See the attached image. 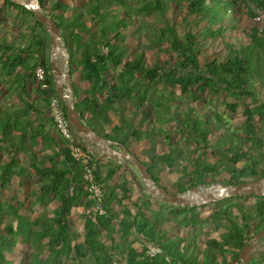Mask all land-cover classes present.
<instances>
[{
    "label": "trees",
    "instance_id": "1",
    "mask_svg": "<svg viewBox=\"0 0 264 264\" xmlns=\"http://www.w3.org/2000/svg\"><path fill=\"white\" fill-rule=\"evenodd\" d=\"M72 1L73 5L66 0H38L42 11L61 30L60 41L66 49L67 68L73 79L74 109L85 123L104 138L120 142L127 149L130 138L140 141L146 134L153 148L156 136L162 135V126L152 125L151 121L147 130L132 127V115L141 113L145 119L150 114L160 122L162 118H167L170 123L176 122L180 133L190 136L198 146L203 144L207 149L210 138L221 128L229 132L232 128L221 113L212 109L209 112L218 120L213 129L212 117L205 112L202 117L199 103L208 101V94L227 95L236 102L253 98L255 104L247 107L243 114V130L232 133L250 145H231L220 137L212 148L220 156V167L229 166V185L237 186L242 182L236 179L247 175L264 179V164L254 161L253 155V146L264 149V82L260 79L264 76L261 72L264 67V30L256 25L247 28L237 24L241 4L248 7L249 16L253 17L255 13L249 8L250 3L264 11V0H142L138 6H132L128 0ZM173 2L183 26L190 28L205 23L202 37L220 40L224 58L200 61L196 53L198 36L187 30L182 40L177 22L170 23L166 19V13L173 9ZM3 4L23 17L29 15L34 20V29L14 30L16 28L0 23V94L15 92L23 102V106L16 110H6L4 120L0 117V148L8 150L7 161L0 164V188H5L14 176L22 178L35 174L41 180L33 194L36 202H32V206L38 203L45 207L53 202L58 206L51 212L46 209L30 218L24 213L28 208L24 201L11 198L5 203L0 202V264H14L7 255L13 254L18 243L33 250L32 260L24 256L19 264H62L65 259L74 264H240L241 250L255 234L264 230V197L251 194L225 197L214 203L216 208L209 221L200 218L199 207L169 204L173 206L168 210L173 222L189 231L195 230L187 238L172 236L160 227L158 218L154 221L145 214L149 207L146 199L142 203H126L132 194L129 181L109 185L117 168L109 169L107 176L103 177L101 161L94 157L92 164L96 181L104 192V212L96 210V203L83 180L84 167L73 157L53 115L49 120L55 128L54 136L42 123L33 127L34 123L29 118L32 109L51 111L53 98L59 99L67 115L66 103L56 91L50 56L51 35L35 13L23 4L13 0H3ZM140 14L154 15L163 29L154 28L146 20L140 21L137 17ZM239 28L247 42H231L226 38L228 33ZM143 37L158 47L166 59L162 60V56L156 54L154 62L148 64L145 50L130 49ZM163 43H168V47L162 48ZM39 68L44 71L41 80L37 75ZM7 81L10 84L6 87ZM78 81L88 82L89 87L82 89ZM15 83L19 92L14 89ZM33 89L39 91L43 98L41 107L29 101L30 90ZM179 99L187 105L190 102L197 104L185 112L186 118L182 120L178 106L174 104ZM128 103L132 106L130 109ZM149 105L153 113H149ZM226 106L233 113L239 109L235 102H227ZM127 111L131 115L129 118L126 117ZM110 112L119 118L120 125H115ZM86 114L91 117L87 118ZM93 120L98 123L93 124ZM98 125L102 126L104 133L98 130ZM106 129L111 133L105 132ZM15 131L19 134L15 135ZM26 135H29V141H26ZM38 138L56 144V157L44 151L45 156L33 159L31 166L20 165L18 155L29 152L27 147H34ZM26 143L29 145L25 147ZM172 150L174 148L163 161L162 155L153 161L143 160L157 187L179 195L191 188L210 184L207 178L219 174L220 168L215 164L194 159L193 169L189 172L191 177L189 173L180 176V181L175 182L176 191L171 192L155 169L162 165L171 169L176 162L187 165L188 159L175 156ZM60 156L62 161L57 159ZM238 163L241 167L237 166ZM247 196L256 199L255 216L240 202ZM114 204L121 209L117 211ZM130 207L136 212L133 213ZM79 208H83L85 231L81 236L71 238V219ZM6 218L9 219L7 223ZM162 221L166 222L165 215H162ZM221 221L226 222V229L220 238L209 237L202 241L203 230L218 227ZM117 238L123 241L117 243ZM146 243L159 246L161 253L148 257L144 247ZM258 260L264 264V254Z\"/></svg>",
    "mask_w": 264,
    "mask_h": 264
},
{
    "label": "rangeland",
    "instance_id": "2",
    "mask_svg": "<svg viewBox=\"0 0 264 264\" xmlns=\"http://www.w3.org/2000/svg\"><path fill=\"white\" fill-rule=\"evenodd\" d=\"M16 1L17 3H21V1L19 0H13ZM68 3H70L71 5H73V1L72 0H66ZM128 2L132 5V6H138L141 4L142 0H128ZM75 5V4H74ZM173 9L169 10L166 13V19L168 20V22L170 23H174V20L177 22V31L179 34V37L184 40V35L187 32V30L194 32L199 39V44L196 46V53L200 59V61L202 63H204L205 61H211L214 58H224L225 56V52H224V48L223 45L221 43L220 40H216V41H212L211 39H206L203 38V31L205 30V23H200L199 25H196L194 27H185L182 25L181 22V17L177 14V9L174 8L175 7V3L173 2L172 4ZM249 8L255 13V15L253 17L249 16L248 13V7L244 6L241 4V7L238 8V13H240V18L238 21V25L242 26V27H247L250 28L251 26H257L260 29L264 30V11L256 4L254 3H250ZM260 15V16H257ZM29 16V15H28ZM28 16L23 17L19 12L17 13L15 10H13L12 8L6 7L3 4V0H0V23H6L7 27H11L14 30H19L22 29L24 31H33V19H30ZM138 19H140V21L146 20L150 23V25H152L154 28H159V29H163V25L159 24V22H157L156 17L154 15H143L140 14L137 16ZM230 18H228L229 20ZM231 21V20H230ZM48 29V27H46ZM49 31V29H48ZM50 33V32H49ZM244 34L241 33L240 34V28L231 31L230 33L227 34L226 38L229 39L231 42H240V41H244L247 42V40L245 39V36H243ZM151 42L146 38L143 37L142 40L138 43H134L130 46L131 50H145L146 52V60L148 64H152L154 62L155 59V55L156 54H160L162 56V60L166 59V55L163 54L162 52L158 51V47H154V45L150 44ZM58 46H61V41L58 42ZM168 47V43H163L162 44V48H167ZM58 54H57V64L60 67V69L62 70H66L68 69L66 67L67 65V52L65 51V49L63 48L62 50H60V48H58ZM57 49V50H58ZM131 57V55H130ZM261 72L263 73L262 75H264V67H262ZM263 82H264V76H262L260 78ZM10 84L9 81L5 82V86L7 87V85ZM15 91L17 92L19 90V88L17 87L16 83L13 85ZM258 88V87H257ZM7 93V92H6ZM5 91L3 92L1 98L3 99L5 96ZM8 97V96H7ZM208 101H203L201 103H199L200 107L202 106V109L200 110L199 113L202 114V117H204V115L206 114L207 116H211L212 117V128L214 129L216 127V125H218V120L215 118V116L213 115L212 112H209L210 110H214L213 112H219L224 116L225 121L227 122V125H229L232 130L229 132L227 131L225 128H221L215 135H213L210 140L211 142H209L210 145H207V149H205L204 145L202 144L201 146H198L196 144L195 141H193V139L190 136H187L186 134H182L178 131L176 122H169V120L167 118H162V122H160V119L154 117H151V121H152V125H155L157 127L162 126V140H159L160 136H156L155 139V146H153L152 148V142H151V150L154 152L155 148L156 151H158L160 153V155L156 154V153H152V157H149L148 160L149 161H153L154 159H157L158 157H161L162 155V161L164 160L163 158L168 155L171 152V149L174 148V150H172L175 153V156L178 155L181 159H188V163L185 166V164H182L181 162H176L173 168H167L165 166L162 165V167L155 169V172L161 176L162 178V183L171 191L174 192L176 191V186H175V182L176 181H180V176L182 175H186L188 174L190 171H192V163L194 161V159L199 160L200 162H206V163H210V164H215L216 166H218L219 169V174L216 176H210L207 178V182H209L210 184H214L216 186V188H223V187H234L232 185H229L227 183V180L230 178V173H229V166L227 167H220L221 161H220V156L218 157V154L216 152V150H214L213 144L214 142H216L220 137L221 138H225L227 140V143L229 144H234V145H242V146H249L250 143L249 142H245L241 139H239V137L233 136V131H241L240 129L243 130L242 124L244 122V111L247 107L252 106L253 104H255L254 99L253 98H247L244 101H240V102H236L233 98L227 97V95H216V94H208ZM0 98V99H1ZM227 102H235L239 105V109L236 113H233L229 108H227L226 103ZM175 105L178 106V109L180 111V119H184L186 118L185 116V112L188 110H190V108L194 107V103L190 102V104H186L184 100H178L174 102ZM131 106V105H129ZM7 109H13L14 108V98L12 99L11 97L7 99ZM132 107V106H131ZM130 107V108H131ZM148 111L149 113H153V108L149 105L148 106ZM205 112V114L203 115V113ZM163 114V113H162ZM142 115L141 113L138 114V116ZM148 123V122H147ZM143 128L144 125H141L140 123V119L139 118H133L132 121V127L133 128ZM260 127V126H259ZM143 130H145L143 128ZM259 131H261L262 129L259 128ZM261 133V132H260ZM146 134H143V138H145ZM168 136V137H167ZM84 137V138H83ZM82 139L83 141L87 140L88 142H92L88 137L84 136L82 134ZM134 140L136 139H131L129 141L130 144H132L134 142ZM139 141V140H136ZM148 143V142H146ZM154 143V142H153ZM84 145H86L85 143H83ZM145 144V143H144ZM225 146H227L225 144ZM155 147V148H154ZM252 148V146H251ZM254 149V153L253 155H255L254 157V161L258 160L260 162H262L264 164V149L260 150V148H256L253 146ZM162 153V154H161ZM157 155V156H156ZM7 156V152H5L4 150H0V163H2L3 161H5ZM142 158H145V155H141ZM223 159V157H222ZM123 160V159H122ZM195 160V161H196ZM124 161V160H123ZM238 167H241V163L237 164ZM264 166V165H263ZM132 168L134 169V172L137 173V175L139 176V178H141L142 180V176L141 173L139 172V170L136 168V166H132ZM2 174V170L0 169V176ZM189 177H191V174H188ZM214 179V182H211V180ZM258 179L253 178L252 176H242L236 179V181H241L243 182H249V181H255ZM152 181V180H151ZM143 182V180H142ZM22 185L18 182V180L16 179V177H12L7 183L5 188H0V202L1 203H5L7 200L13 198V199H19L22 201H29L31 199H34L32 196V189H34V187L38 186V182L33 179V181L31 180H24V182H21ZM152 184L155 185V183L152 181ZM145 187V186H144ZM24 188V189H23ZM145 189V188H144ZM154 192L156 190H153ZM146 192V191H145ZM152 193V192H151ZM153 194V193H152ZM150 195V194H148ZM154 197H159L157 194H153ZM229 197V196H227ZM225 198V197H224ZM137 199V198H135ZM240 202H242L245 205V208L247 209V211H250L251 213L254 214L256 213V209H255V205H256V199L252 198L250 196H247L245 199H242ZM162 203L164 204V206L166 208H169L171 203L165 202L162 200ZM177 205V204H174ZM57 203L53 202V203H49L47 205H45V207L42 205L39 208H30L26 211H24V213L26 215H29L30 218H34L36 217L38 214H40L41 212H43L44 210H48V211H52L55 207H57ZM196 207L198 208V211L200 213V218L203 219V221H209L210 215L213 211V209L216 208L214 203H209V204H201L198 205ZM166 210H162V213H166ZM83 212V209H82ZM82 212H75V214L73 215L71 221H72V234H71V238H75V237H79L84 233V217ZM52 214V213H51ZM164 215V214H162ZM257 217V216H256ZM172 217H168V222L169 224L167 225L166 222H161V226L163 227V229H165L166 231H168L172 236H176L179 235L183 238H187L188 235L190 233L195 232V230H191L189 231L188 229L184 228V227H180L179 225H173L172 222ZM9 221L8 218L5 219V222L7 223ZM222 223H220V225L218 227H208L206 229L203 230L202 233V241H205L207 238L209 237H213V238H220V235L225 231V227H226V222L225 221H221ZM14 225H16V223L14 222ZM119 240V238H118ZM123 241V240H121ZM117 242V240H116ZM198 244L204 246L203 243L198 242ZM32 247L30 248L29 246H25L22 245L21 243L16 244L15 248H14V252L13 254H8V258L12 259V261L14 262V264H19L21 262V260L23 259L24 256H28V260H32L33 258V250H31ZM47 257V256H46ZM62 264H74L71 262V260H67L65 259L64 262ZM115 264H121V263H116ZM251 264H263L262 262L259 263L258 258H254L251 262Z\"/></svg>",
    "mask_w": 264,
    "mask_h": 264
},
{
    "label": "crops",
    "instance_id": "3",
    "mask_svg": "<svg viewBox=\"0 0 264 264\" xmlns=\"http://www.w3.org/2000/svg\"><path fill=\"white\" fill-rule=\"evenodd\" d=\"M19 72L22 73V70H20ZM55 80H56V77H55ZM78 84L84 90L89 87V83L88 82H80V81H78ZM6 92L7 91H5V93ZM17 92H19V90ZM2 94L3 93L0 94V98H1ZM7 96L9 98L11 97L12 99L14 98V108L13 109L16 110V109H18V108L23 106V102L19 98L18 94H15V92H11V93L7 92L5 94V96H4V98L0 99V117H1V120L5 119L6 110H11L10 107H9V109H7L8 107H6L7 106V99H8ZM29 101L33 102L35 104V106L41 107L43 98H41V94L39 93V91H37L36 89H33V90H30ZM127 107H128V109H130L131 106H129V103L127 104ZM29 114H30L29 115L30 120L34 123L33 127H38V125H40L42 123V124L45 125L46 131H50V133H52V135L55 134V128L50 124V120H49L50 117L52 116L50 110H47V109L43 108L42 111L38 112V110L36 108L35 110L34 109L30 110ZM110 116H111V119L113 120V122L115 123V125H117V126L120 125L119 118H117V116H115L113 112H110ZM130 116L131 115H129L128 111H127V116L126 117L129 118ZM143 116L144 115H140V116L132 115V121H133V118H139L141 125H144L143 128L145 130H147V128L150 126V123H151V115L150 114L147 115L145 119L143 118ZM86 117L90 118L91 115L90 114H86ZM92 123L93 124H97L98 121L93 120ZM85 124L88 125L87 123H85ZM89 127H91V126H89ZM97 128H98V130L100 132L104 133V130H103L101 125H98ZM143 128H141V129H143ZM105 132H107V133L110 132L111 133L110 129H106ZM14 134L18 135L19 131H15ZM112 134L114 135V133H112ZM98 135H100V134H98ZM119 135H121V134L119 133ZM158 136H160V137H158V138H160L159 140H162V135H158ZM131 139H134V138H130L128 140V149L123 144H121L120 142H114V141L111 140L113 142L112 147L114 149L121 150L120 146L123 145L128 151H130L138 159H140L142 161L144 159L148 160V158L150 157V151L153 152L151 150V148H150L151 147V141L145 136V138L142 137V139L140 141L134 140V142L132 144H130L129 141ZM26 141H29V135L26 137ZM146 142H148V143H146ZM84 143L86 144L87 147H89L90 149L95 151L96 158L101 161L99 163V165H101L100 172H101L103 177L107 176V173H108L109 169L117 168L112 180L109 181V185H111V186L117 185L118 183H121L123 180H128L129 181L128 187L131 188L132 194H131V200H127L126 201L127 204L132 202V201L142 203V201L144 199H146L148 204H149V207L145 210V214L151 220H154V221H156V218H158V222H159V225H160L161 228H162V226H161L162 214H164L165 218H166V224L167 225L169 224L168 217H171V216L168 215V210L171 209V207H173V206H170L169 208H166L164 206V204L162 203V199L154 197L153 194L148 189H146V187H144L145 186L144 182H142L143 179L141 180V178H139L137 173L134 172V169L132 168L133 165L128 164L127 162L123 161L121 158H112V157L104 158V156L106 155V151L103 149L102 146L97 145V144H95L93 142H88L87 140L86 141L84 140ZM26 144H25V147L29 145L28 143H26ZM0 150H4L5 152L8 151L5 148H3V149L0 148ZM26 150H28L29 152H21L18 155V157H19L20 165H22V166L24 165V166H28L29 167V166H31L34 163L33 159L39 160L42 157L41 155H43L44 151H46L49 155L53 156L54 155V150L58 151V148H57L56 144L53 143V141H51V140L47 141L46 140V142H44L41 138H38V140L36 141L35 146L34 147L33 146H30V147L28 146ZM153 153H156V154L160 155V153L158 151H156V148H155ZM142 154L145 155V158H142V156H141ZM31 155L34 156L35 158L31 157ZM43 156H45V155H43ZM53 157H56V155H54ZM7 159H8V152H7V156H6L5 161H3L0 164H3L4 162H6ZM57 159L59 161H62L63 157L60 156ZM160 178H161V176H160ZM16 179L18 180V182L21 185H22L21 182H24V180L33 181V179H35L38 182V184H39V182L41 180L35 174H33L32 176H24L22 178L16 177ZM161 181H162V178H161ZM37 189H38V186H36V187H34V189H32V195L35 194ZM116 191L119 192V190H116ZM148 194H150V195H148ZM32 197L34 198V196H32ZM135 198H137V199H135ZM20 201H22V200H20ZM24 202L28 206V208L26 209V211H27L29 209V207L32 208L34 206V205L32 206V202H36V198L31 199L30 202L29 201H24ZM40 206H42V205L36 203V205L33 208H39ZM114 207H115V209L117 211H119L121 209L117 204H114ZM130 208L132 209V207H130ZM82 209L83 208H79L77 210V212H82ZM163 209L166 210L165 211L166 213H162ZM131 211L133 213H135L136 209H132ZM74 214H75V212H74ZM172 222H173V220H172ZM173 225H177V224L175 222H173ZM116 240H117V243L121 242V239L118 240V238H117ZM230 261H231V263H236L235 261H232V260H230Z\"/></svg>",
    "mask_w": 264,
    "mask_h": 264
},
{
    "label": "water",
    "instance_id": "4",
    "mask_svg": "<svg viewBox=\"0 0 264 264\" xmlns=\"http://www.w3.org/2000/svg\"><path fill=\"white\" fill-rule=\"evenodd\" d=\"M22 4L34 12L36 18L46 27H48L51 39L52 47L50 51L51 66L53 73L56 77V91L61 100L66 103L67 117L77 133L83 134L88 137L93 143L100 145L106 151L104 158H121L128 164L136 166L141 173L144 185L153 194H157L160 199L171 204L182 205L186 207L198 206L201 204L216 203L227 196H239L255 195L257 197H264V179H258L255 181L243 182L237 186L223 187L220 189L217 196L207 195L202 196L199 199H189L185 195H174L168 192L164 188H159L152 184L151 173L148 170L147 165L142 160L138 159L130 151H128L123 145L121 150L114 149L112 147L113 142L98 135L91 127L86 125L80 117V114L74 109V95H73V79L72 75L68 71L60 69L57 64L55 51L58 49V40L61 38V30L57 23L45 14L40 8L38 0H19ZM153 190H156L155 192ZM196 191V188H191L189 192ZM264 230L255 234L244 246L240 252V264H250L254 258H260L264 254Z\"/></svg>",
    "mask_w": 264,
    "mask_h": 264
},
{
    "label": "built area",
    "instance_id": "5",
    "mask_svg": "<svg viewBox=\"0 0 264 264\" xmlns=\"http://www.w3.org/2000/svg\"><path fill=\"white\" fill-rule=\"evenodd\" d=\"M59 41L60 39L58 40V42ZM58 48L62 50L64 48L63 44L61 43V46H58ZM64 71H68V69ZM37 75L40 80L43 79L44 71L41 68H39L37 70ZM50 107H51V114L54 117L56 127L59 133L63 136L64 139L67 140L73 157L77 161L81 162L84 167L83 180L91 196V199L96 203L95 208L100 213H103L104 192L101 190L100 186L96 181V176L94 173L95 166L94 164H92V159L96 157V153L94 150L90 149L89 147L83 144L84 141L82 139V134L77 133L76 130L73 128L67 115L64 113V111L61 108L59 99L53 98ZM196 189H197L196 191L195 190L192 192L187 191L179 195H183V196L185 195L189 199H199L203 195L217 196L221 187L217 189L214 184H208V185H201ZM144 247H145L146 255L150 258L156 257L161 253V248L155 244L146 243Z\"/></svg>",
    "mask_w": 264,
    "mask_h": 264
},
{
    "label": "bare ground",
    "instance_id": "6",
    "mask_svg": "<svg viewBox=\"0 0 264 264\" xmlns=\"http://www.w3.org/2000/svg\"><path fill=\"white\" fill-rule=\"evenodd\" d=\"M58 51H59V49L58 50L56 49V51H55V57L56 58H57Z\"/></svg>",
    "mask_w": 264,
    "mask_h": 264
},
{
    "label": "flooded vegetation",
    "instance_id": "7",
    "mask_svg": "<svg viewBox=\"0 0 264 264\" xmlns=\"http://www.w3.org/2000/svg\"><path fill=\"white\" fill-rule=\"evenodd\" d=\"M264 239V238H263ZM263 239H262V241H263Z\"/></svg>",
    "mask_w": 264,
    "mask_h": 264
}]
</instances>
